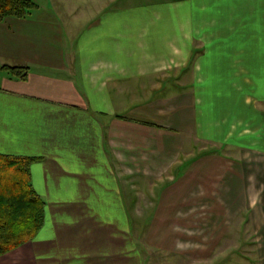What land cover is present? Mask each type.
<instances>
[{
    "label": "crops",
    "instance_id": "obj_1",
    "mask_svg": "<svg viewBox=\"0 0 264 264\" xmlns=\"http://www.w3.org/2000/svg\"><path fill=\"white\" fill-rule=\"evenodd\" d=\"M43 8L38 3L27 17L0 20V66L28 67L25 79L8 72L1 77L0 153L37 157L29 165L30 177L44 201L41 227L31 240L0 255V264H144L143 248L153 249V231H161L160 239L171 241L164 247L169 252L181 242L183 264H206L208 234L203 220H211V231H219L212 243L221 250L220 231H238L232 224L238 206L244 210L251 239L243 247L248 254L243 261L264 264V147L256 171L255 145L248 142L264 130V46L263 52L253 54V41L246 43L251 52L246 56L251 85L215 83L213 93L200 99L220 102L223 110L229 109L240 120L234 124L242 126L237 136L225 139L228 151L225 144L217 148L228 154L227 166L233 167L239 183L233 194L213 200L216 190L207 189L200 179L205 178L206 163L222 173L221 155L213 150L203 154V163L189 162L205 148L201 141L206 126L199 111L203 106L195 92L204 85L182 81L190 88L180 104L183 132L181 138L164 137L173 138L170 148L157 147L153 126L162 131V125L135 116L129 119L126 114L131 110L152 114L157 103L153 20L137 7H125L102 11L73 27L56 15L38 13ZM218 123L225 124L220 118ZM255 123L263 130L255 133ZM185 161L186 168L177 176ZM177 179L181 189L175 195L172 184ZM234 184L228 181L222 186L229 191ZM172 217L180 223L153 227V221ZM175 226L182 228L178 231ZM234 243L229 250L237 257ZM236 260L229 264H237Z\"/></svg>",
    "mask_w": 264,
    "mask_h": 264
},
{
    "label": "rangeland",
    "instance_id": "obj_2",
    "mask_svg": "<svg viewBox=\"0 0 264 264\" xmlns=\"http://www.w3.org/2000/svg\"><path fill=\"white\" fill-rule=\"evenodd\" d=\"M36 2L45 5V8L38 13L46 16L56 15L67 25L73 27L80 26L82 23L80 21L95 17L101 14L102 11L125 7H137L148 19L153 20V67L155 68L153 74V99H157V103H154L155 108H153L152 114L139 113L132 110L131 112L127 111L126 114L129 115V119L135 116L142 119V121H153L154 125H162L164 127L161 131L153 126L158 132L156 133L158 148H170L172 146L173 138H164L166 135L171 134L180 138L182 136L180 118L183 116V109L180 104L187 98L185 90L189 88L188 85L182 84V81L191 80L198 83V85L200 84V86L204 85V87L195 88L196 94H200L199 100L203 96L213 93L215 83L228 84L234 82L238 85L249 86L251 85V78L248 77L249 72L246 67L249 68L251 65H249L246 56L251 53L250 46L253 54L264 51L261 49V45L264 46L262 38L264 36V20L261 17L264 0H49L46 2L44 0L41 2L36 0ZM46 3H49V5ZM248 41H253V44L246 48ZM199 51H205L204 55H199ZM188 58H196V60L191 62V60L188 61ZM255 62L261 64V61L255 60ZM185 64L190 66L187 65L184 71L180 70ZM6 72V70L1 71L0 83L1 77ZM190 91L193 92L194 90ZM200 101L199 106L203 107H200L199 111L203 117L202 120L205 121L207 133L204 139L205 142L204 140L201 141L203 146H205L203 149L205 151H200L195 157L190 158L189 162L198 160L203 163L205 160L203 154L213 150L218 152L217 155H221L218 161L219 164L224 166L222 173L215 169L216 165L206 163L202 171L205 178L200 179L201 183L206 184L205 187L207 189L213 188L216 190L212 198L208 197L214 200L219 196L226 197L228 193L233 194L236 189L235 186L239 183L233 167L227 166L228 154L220 153L217 148L221 144H225L226 146L224 145L223 147L225 151H228L229 146L224 141H228L230 136H237L242 126L234 124L240 122V120L233 114L231 115L229 109L223 110V105H219L220 102L209 100L203 103L202 100ZM215 117H217L216 124H214ZM219 118L225 122L223 124L224 127L218 123ZM253 127L254 131L258 130V128L263 130L262 125L257 123L253 124ZM184 128H187V124L184 125ZM221 132L222 135L219 141ZM263 136L264 130L258 139L248 141L255 145L252 155L254 156V169L256 171L257 169L259 170L257 160L263 159V157L259 156L263 152ZM180 152H183L182 149H180ZM207 158H210L213 162L215 161L213 160L214 156H208ZM186 166L187 163L185 161L182 167L177 169L179 170L177 176L180 175L181 170L185 169ZM201 170L202 168H198L199 172ZM175 171L176 167L174 166L172 172L174 173ZM228 181L235 182L232 186L233 189L229 191L225 186L224 188L222 186ZM179 184L181 186V180L179 179L172 184L175 195L180 194V190H178L181 189L178 188ZM220 185L222 188L219 187ZM238 207L236 220L233 222L231 220L228 221L232 222L233 225L236 224L238 231H220L224 239L221 250L217 247H215V250L213 246L219 231H211L212 221L207 218L203 220L206 228L205 233L208 234L206 235L207 247L205 248L206 251H204L206 264H213L220 255V260L217 259L214 264H218V261H221L222 264H229L230 261L233 263L236 260L235 258H237V264H245L246 261H243V258L246 252L243 247L251 239L249 237L250 231L245 229L244 210L243 208L240 209V206ZM208 215L206 213L205 217ZM177 219L179 218L172 217L168 218V220L160 221L155 219L158 222L155 223L153 221V227L157 226V229H164L167 228V225L170 226L172 222L180 221ZM235 226L233 230L236 229ZM181 228L182 226L174 227L178 231ZM227 230H229L228 226ZM161 237V231H153V241L155 242H153L152 252L150 250L147 251L149 246L147 250L143 248L144 264H183L180 251L182 249L181 242H179L175 252H169L164 247L168 246L171 241L162 240L160 239ZM157 241L163 242L160 244ZM232 241L238 247L237 257L235 253L229 250ZM190 247L194 248L196 246Z\"/></svg>",
    "mask_w": 264,
    "mask_h": 264
},
{
    "label": "trees",
    "instance_id": "obj_3",
    "mask_svg": "<svg viewBox=\"0 0 264 264\" xmlns=\"http://www.w3.org/2000/svg\"><path fill=\"white\" fill-rule=\"evenodd\" d=\"M38 6L34 0H0V20L27 17ZM203 52V51H202ZM25 65L0 66L25 79ZM33 156L0 153V255L31 240L44 221V201L31 183L29 165Z\"/></svg>",
    "mask_w": 264,
    "mask_h": 264
}]
</instances>
